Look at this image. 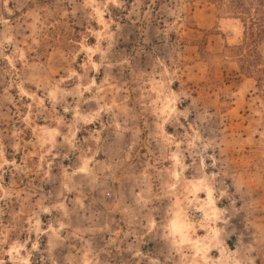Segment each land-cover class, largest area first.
I'll list each match as a JSON object with an SVG mask.
<instances>
[{
    "label": "rangeland",
    "instance_id": "374dc122",
    "mask_svg": "<svg viewBox=\"0 0 264 264\" xmlns=\"http://www.w3.org/2000/svg\"><path fill=\"white\" fill-rule=\"evenodd\" d=\"M242 36L212 0H0V264H264Z\"/></svg>",
    "mask_w": 264,
    "mask_h": 264
},
{
    "label": "trees",
    "instance_id": "16d2710c",
    "mask_svg": "<svg viewBox=\"0 0 264 264\" xmlns=\"http://www.w3.org/2000/svg\"><path fill=\"white\" fill-rule=\"evenodd\" d=\"M226 7L242 24V41L233 46L240 73L253 78L264 107V67L257 44L264 41V0H212Z\"/></svg>",
    "mask_w": 264,
    "mask_h": 264
}]
</instances>
